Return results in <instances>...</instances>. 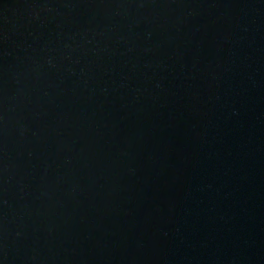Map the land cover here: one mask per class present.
Here are the masks:
<instances>
[{
	"label": "water",
	"instance_id": "obj_1",
	"mask_svg": "<svg viewBox=\"0 0 264 264\" xmlns=\"http://www.w3.org/2000/svg\"><path fill=\"white\" fill-rule=\"evenodd\" d=\"M0 264H264V0H0Z\"/></svg>",
	"mask_w": 264,
	"mask_h": 264
}]
</instances>
